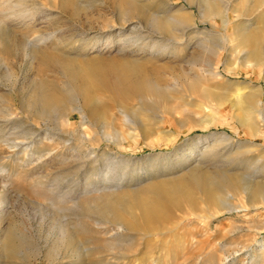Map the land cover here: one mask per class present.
<instances>
[{
    "label": "rangeland",
    "instance_id": "1",
    "mask_svg": "<svg viewBox=\"0 0 264 264\" xmlns=\"http://www.w3.org/2000/svg\"><path fill=\"white\" fill-rule=\"evenodd\" d=\"M0 12V264H264V65L232 52H262L264 0Z\"/></svg>",
    "mask_w": 264,
    "mask_h": 264
},
{
    "label": "bare ground",
    "instance_id": "2",
    "mask_svg": "<svg viewBox=\"0 0 264 264\" xmlns=\"http://www.w3.org/2000/svg\"><path fill=\"white\" fill-rule=\"evenodd\" d=\"M15 6V5H14ZM3 7V6H2ZM5 7V6H4ZM207 8H208V10H207V12H208V14H210V13H215V14H220V11L219 10H215L214 9V7L213 6H207ZM14 9V8H13ZM20 9V8H19ZM15 10V9H14ZM22 12V11H21ZM21 12H19V13H21ZM0 13H3V12H0ZM7 13H9V11L7 12ZM11 13V12H10ZM9 13V14H10ZM4 14V13H3ZM25 14V13H24ZM23 14V15H24ZM6 15V14H5ZM14 15V14H13ZM227 15V14H226ZM3 15H1V17H2ZM0 17V18H1ZM167 19V18H166ZM164 21V20H163ZM0 22H4L3 20H1L0 19ZM164 22H166V21H164ZM167 22L168 23H171V22H175V23H178V24H180L181 22H180V20L177 18V17H175V15H170V17L167 19ZM224 24H229L230 22H229V17L228 18H225L224 19V21H222ZM162 28V27H161ZM261 30H264V28L263 29H261ZM259 31V30H258ZM250 32V31H249ZM251 34H249V35H246L245 36V39H244V41H248V39H250L251 38ZM263 36V35H262ZM253 37V36H252ZM260 36H258V35H256L255 36V39H256V42H257V47L258 48H260V50L262 51V52H260L259 50H248L245 46L246 45H243V44H236L237 45V47H233V54L235 53V52H237L240 56L238 57V59H239V61L241 62V63H243L244 65H251L252 64V66L253 65H255L254 67H261L262 65H264V38L263 37H260ZM182 39V38H181ZM245 42V43H246ZM250 42H251V40H250ZM167 47V46H166ZM244 47V48H243ZM263 55V56H262ZM233 60H232V58L230 57L229 58V63H231ZM218 67H215V68H204V67H202L201 68V72L205 75V74H213V75H219L220 73L218 72ZM179 79L182 81V82H184V84H186L187 86H194V85H197L198 83H199V79H197V76L196 77H194L193 75L191 76L190 75V73L189 72H183L182 73V75H180V77H179ZM150 81V80H149ZM149 81H146L145 80V82H144V85L147 87V89L148 90H151V91H157L158 92V90L160 89V87L159 86H157V85H153L151 82H149ZM181 82V83H182ZM183 84V83H182ZM131 85L135 88V89H139L140 88V86H141V84H139V83H137L136 81H132L131 82ZM143 85V84H142ZM144 87V86H143ZM145 87V88H146ZM195 87V86H194ZM248 88H249V86H246V87H244L243 89H246L247 91L246 92H244L243 93V101H244V103L246 104V107H247V111H249V113L250 114H253V116H255V118L257 117L258 119H261L262 121H264V99H262V98H260V99H258L257 101H255L254 99H253V96H252V89H249L248 90ZM146 89V90H147ZM206 92V91H205ZM254 118V117H253ZM254 123H252V125H253ZM31 132V131H30ZM30 135L31 136H33V137H35V133H34V131L33 132H31L30 133ZM226 136V135H225ZM16 137H22L24 140L25 139H27L28 138V136L27 135H25V136H22L20 133H16ZM45 138H47V136L45 137ZM24 140H21V141H14V140H11L12 141V144L13 145H11V147H13V148H15V147H18V146H22V144L23 143H25V141ZM8 143L10 142V141H7ZM6 142V143H7ZM29 147L28 146H26L25 147V149H28ZM221 183L220 184H223V183H227L228 182V180H226V179H224V181L222 180V181H220ZM215 187V185H213V183H210L209 184V187L210 188H212V187ZM222 187V186H221ZM221 187L219 188V187H215L214 189L215 190H219L220 192H221ZM255 192V195H258V194H262V193H260V191L258 192V194H257V192H256V190L254 191ZM223 193V192H222ZM264 194V193H263ZM261 195V196H264V195ZM229 196L228 197H232L233 195L232 194H228ZM228 208V207H227ZM228 209H234V208H231V207H229Z\"/></svg>",
    "mask_w": 264,
    "mask_h": 264
}]
</instances>
